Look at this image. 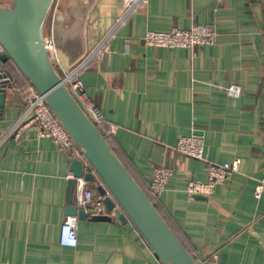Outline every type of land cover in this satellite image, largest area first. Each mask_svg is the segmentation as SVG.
Here are the masks:
<instances>
[{"label": "crops", "instance_id": "obj_1", "mask_svg": "<svg viewBox=\"0 0 264 264\" xmlns=\"http://www.w3.org/2000/svg\"><path fill=\"white\" fill-rule=\"evenodd\" d=\"M122 0H55L48 35L70 65L108 34ZM211 26L214 44L145 46L146 30ZM80 74L87 98L115 125L112 145L146 188L155 167L172 174L156 203L204 264H264V0H145ZM61 65V64H60ZM63 67V66H61ZM57 74L62 76L57 66ZM239 86L228 96L229 84ZM11 84V83H10ZM12 85V84H11ZM9 86V85H8ZM26 107L5 88L0 108V264H162L130 221L83 220L65 214L70 152L36 127L10 132ZM203 136V158L175 151L179 136ZM239 159L238 171L211 194L186 192L207 180L206 162ZM95 183L89 187L96 189ZM72 199L74 183L72 185ZM90 207L85 210L88 211ZM66 218L77 222L75 247L59 243Z\"/></svg>", "mask_w": 264, "mask_h": 264}, {"label": "water", "instance_id": "obj_2", "mask_svg": "<svg viewBox=\"0 0 264 264\" xmlns=\"http://www.w3.org/2000/svg\"><path fill=\"white\" fill-rule=\"evenodd\" d=\"M55 0H17L11 4L0 2V108L4 90L11 88L12 76L3 63L10 59L34 89L44 96L47 106L60 121L93 173L84 179L95 183L96 190L109 194L103 198L106 211H112L121 224L130 221L162 264H197L186 251L175 233L161 217L150 199L140 188L127 168L111 151L104 137L74 99L61 77L52 66L44 46L45 20ZM59 63L68 67L69 61L51 35ZM9 85V86H8ZM73 177L81 175V162L73 160L69 167ZM68 180L65 214L83 220L90 214L92 221H110L108 214L96 215L94 210L78 208L72 199V185Z\"/></svg>", "mask_w": 264, "mask_h": 264}, {"label": "built area", "instance_id": "obj_3", "mask_svg": "<svg viewBox=\"0 0 264 264\" xmlns=\"http://www.w3.org/2000/svg\"><path fill=\"white\" fill-rule=\"evenodd\" d=\"M145 0H122L121 12L117 18L112 30L106 34L101 42L86 57L80 59L68 67H61L59 58L56 53L53 41L49 35L44 37V46L49 56L50 62L56 63L61 68L63 83L68 88L74 99L78 102L82 110L96 126L100 129L103 136L109 138L115 130V125L108 124L107 128L103 127V114L88 98L80 74L86 67L87 63L96 56H102L109 49L108 41L114 33L123 26L130 16L138 9ZM217 38L216 31L209 25L196 24L187 29L171 28L166 31L146 30L142 35V41L145 46L156 48H186L193 49L196 46H209L215 43ZM4 49L0 44V54ZM239 86L232 83L226 87L228 96L237 97ZM23 99L26 101V107L18 120L15 122L10 132H14L28 126H35L39 138H49L57 147L68 150L73 160L81 162L82 173L78 177L72 174L68 178L74 181L73 201L78 208L94 210L96 215L107 214L103 198L109 194L106 190L100 194L96 189L89 187L88 181L83 177L85 173L92 172L90 164L83 156L82 149L79 148L60 121L47 106L44 96L39 94L34 88H29L21 92ZM176 152L197 159L203 158V136L200 133L192 132L189 135L179 136L174 144ZM239 159L232 162L212 163L206 162L207 180L204 182L190 181L186 186V192L194 196H207L211 194L217 184L224 183L229 174L238 171ZM172 174L169 167H155L152 171L150 182L145 188L148 195L156 201L166 188L167 181ZM96 187V186H95ZM264 194V177H261L255 183L253 196L258 199ZM86 211V210H85ZM113 214L112 211H110ZM114 215V214H113ZM59 243L62 246L75 247L77 244V222L75 218H66L60 225ZM197 264H204L199 261Z\"/></svg>", "mask_w": 264, "mask_h": 264}, {"label": "trees", "instance_id": "obj_4", "mask_svg": "<svg viewBox=\"0 0 264 264\" xmlns=\"http://www.w3.org/2000/svg\"><path fill=\"white\" fill-rule=\"evenodd\" d=\"M14 3V2H12ZM1 4H7L4 2H1ZM52 8V7H51ZM46 22V20H45ZM49 22H50V13L47 14V32H48V26H49ZM45 30V28H44ZM48 35V34H47ZM5 69L11 74L12 76V82L11 84L14 85V87H16L20 92H23L29 88H34L30 81L25 78L17 69V67L13 64V62L8 59L3 63ZM103 127L104 123L102 122ZM98 129V128H97ZM98 131L100 132V134L103 136L102 132L100 129H98ZM104 137V136H103ZM104 139L106 140L108 146L110 147L111 151L118 157V159L122 162V160L119 158L118 153L116 152V150L114 149L113 145H112V138H106L104 137ZM122 164L125 166V164L122 162ZM126 167V166H125ZM127 168V167H126ZM127 170L129 171V173L132 175V177L134 178V180L137 182V184L140 186V188L144 191V193L147 195V197L150 199V201L152 202V204L154 205V207L156 208V210L159 212V214L161 215V217L166 221V223L169 225V227L172 229V231L175 233V235L177 236V238L179 239V241L182 243V245L184 246V248L186 249V251L190 254V256L195 260V258L192 256L191 254V250L188 247V245L185 243V241L180 237V235L178 234V232L176 231V229L169 223V221L167 220V218L165 217V215L162 213V211L159 209L156 201H154L147 193L146 189L141 185V183L139 182V180L131 173V171L127 168ZM96 181L97 182H101L100 179L98 177H96ZM196 261V260H195Z\"/></svg>", "mask_w": 264, "mask_h": 264}, {"label": "rangeland", "instance_id": "obj_5", "mask_svg": "<svg viewBox=\"0 0 264 264\" xmlns=\"http://www.w3.org/2000/svg\"><path fill=\"white\" fill-rule=\"evenodd\" d=\"M2 1L4 3L11 4L12 2H16L17 0H2ZM51 10L52 9L49 10L48 14L51 13ZM50 16H51V14H50ZM44 33H45V36L48 34V32H47V17H46V22H45V32ZM52 66L54 67L55 71L57 72V64L52 62Z\"/></svg>", "mask_w": 264, "mask_h": 264}, {"label": "flooded vegetation", "instance_id": "obj_6", "mask_svg": "<svg viewBox=\"0 0 264 264\" xmlns=\"http://www.w3.org/2000/svg\"><path fill=\"white\" fill-rule=\"evenodd\" d=\"M0 2H3L2 0H0Z\"/></svg>", "mask_w": 264, "mask_h": 264}]
</instances>
